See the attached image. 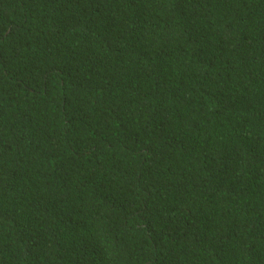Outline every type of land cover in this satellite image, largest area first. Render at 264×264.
<instances>
[{"label":"trees","instance_id":"1","mask_svg":"<svg viewBox=\"0 0 264 264\" xmlns=\"http://www.w3.org/2000/svg\"><path fill=\"white\" fill-rule=\"evenodd\" d=\"M0 264H264V0H0Z\"/></svg>","mask_w":264,"mask_h":264}]
</instances>
